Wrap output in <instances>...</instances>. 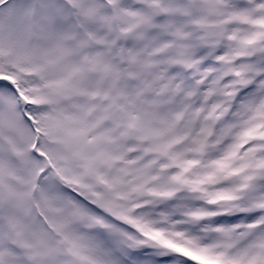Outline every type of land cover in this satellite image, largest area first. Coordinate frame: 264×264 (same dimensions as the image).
<instances>
[{
  "label": "snow or ice",
  "instance_id": "1",
  "mask_svg": "<svg viewBox=\"0 0 264 264\" xmlns=\"http://www.w3.org/2000/svg\"><path fill=\"white\" fill-rule=\"evenodd\" d=\"M0 264H264V0H0Z\"/></svg>",
  "mask_w": 264,
  "mask_h": 264
}]
</instances>
